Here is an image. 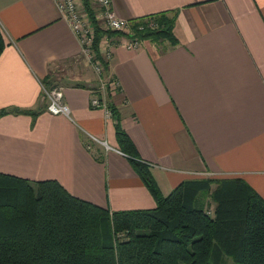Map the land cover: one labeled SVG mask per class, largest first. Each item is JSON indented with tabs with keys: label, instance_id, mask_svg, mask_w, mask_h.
Here are the masks:
<instances>
[{
	"label": "crops",
	"instance_id": "obj_1",
	"mask_svg": "<svg viewBox=\"0 0 264 264\" xmlns=\"http://www.w3.org/2000/svg\"><path fill=\"white\" fill-rule=\"evenodd\" d=\"M112 2L128 21L175 11L177 43L127 47L128 33L104 35L99 76L54 0H0V109L39 110L0 116V172L57 180L110 211L153 208L119 150L115 117L90 104L97 91L163 195L186 180L241 178L264 199V0ZM47 76L68 115L47 111Z\"/></svg>",
	"mask_w": 264,
	"mask_h": 264
},
{
	"label": "trees",
	"instance_id": "obj_2",
	"mask_svg": "<svg viewBox=\"0 0 264 264\" xmlns=\"http://www.w3.org/2000/svg\"><path fill=\"white\" fill-rule=\"evenodd\" d=\"M82 1L101 59L102 37L119 31L101 27L89 0ZM175 19L172 10L132 19L131 38L175 45ZM4 45L0 31V54ZM42 83L44 89L55 86L50 76ZM94 95L102 100L100 92ZM105 102L116 120L119 150L155 206L110 211L72 195L57 180L29 181L0 172V264H226V258L233 264H264V199L241 178L186 180L163 195L150 165L118 124L116 108ZM38 112L8 107L0 116Z\"/></svg>",
	"mask_w": 264,
	"mask_h": 264
},
{
	"label": "built area",
	"instance_id": "obj_3",
	"mask_svg": "<svg viewBox=\"0 0 264 264\" xmlns=\"http://www.w3.org/2000/svg\"><path fill=\"white\" fill-rule=\"evenodd\" d=\"M99 8L95 19L101 27L113 31L126 32L132 34L130 22L127 19L119 17L113 8L112 0H96ZM60 15L68 23L70 29L75 34L79 44L81 55L89 62L95 73L101 76L103 64L96 56L94 49V30L90 18L84 9L82 0H54ZM151 25V24H150ZM139 28H142L141 26ZM140 39L129 38L126 41L127 47H137ZM101 78V77H100ZM103 85L102 80L100 81ZM46 95V109L52 114H69V107L63 101V93L61 87H52L44 90ZM100 101L95 95L92 96L90 104L94 107H102L106 115H111L110 109ZM212 212L211 209L208 211Z\"/></svg>",
	"mask_w": 264,
	"mask_h": 264
},
{
	"label": "rangeland",
	"instance_id": "obj_4",
	"mask_svg": "<svg viewBox=\"0 0 264 264\" xmlns=\"http://www.w3.org/2000/svg\"><path fill=\"white\" fill-rule=\"evenodd\" d=\"M83 2V1H82ZM83 6H84V4H83ZM85 9V8H84ZM96 14V13H95ZM113 31V30H112ZM119 32H121V31H119ZM101 60V59H100ZM103 62V61H102ZM103 64V63H102ZM54 87H57V86H54ZM106 104V103H105ZM212 208H213V205L211 204L210 205V207H209V209H211L212 210ZM226 264H233L232 263V261L229 259V258H226Z\"/></svg>",
	"mask_w": 264,
	"mask_h": 264
}]
</instances>
